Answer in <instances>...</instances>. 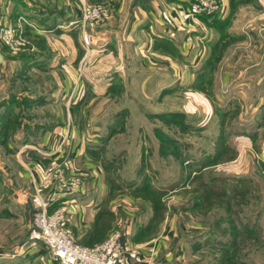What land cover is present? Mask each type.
Returning a JSON list of instances; mask_svg holds the SVG:
<instances>
[{
	"label": "rangeland",
	"instance_id": "rangeland-1",
	"mask_svg": "<svg viewBox=\"0 0 264 264\" xmlns=\"http://www.w3.org/2000/svg\"><path fill=\"white\" fill-rule=\"evenodd\" d=\"M51 1L0 0V54L5 57L4 64L0 65V212L4 206L24 203L19 215L13 211L7 215L0 213V241L10 243L14 237L23 239L28 234L33 237L32 223L28 230L26 217L29 216L27 200L33 205L34 183L31 193L24 192L27 197L20 194L15 200L13 195L17 193L14 190L17 185H22L17 176L20 169L27 171L31 180L36 178L27 161L16 159L22 155L18 152L23 149L20 144L23 142L30 146L27 151H36L49 164H56L57 168L72 164L75 172L83 177L87 172H79L76 167L84 168L82 160L87 158L93 162L101 189L97 181L93 187L90 182L82 181V188L87 190L86 185L93 189L96 199L97 193H102V201L86 229L74 231L69 227L78 244L91 247L112 233H119L121 240V224L128 227L132 223L130 229L133 234L140 232V239H156L164 231L168 236L175 233L173 236L183 242L184 264H264V165L256 157L264 146V111L258 116L259 113L253 115L254 111L249 108L253 100L250 93L259 89L255 83L260 75L259 58L263 52L256 45L264 36L259 34L261 40L252 34L237 36L231 30L233 22L229 15L223 25L216 23L218 27L208 23L217 18L222 0H215L218 9L198 13L192 11L195 0H190L191 17L198 19L197 23L192 21V26L206 40L204 46L195 47L198 53L189 71L195 77L190 87L186 86L188 89L176 91L171 85L160 94L156 82L169 83V79L164 76L156 80L154 76L152 84L146 87L152 92L148 94L150 100L137 102L136 107L133 104L131 110L135 109L130 114L122 109L128 105L125 94L124 99L116 100L112 88L107 89L108 96L100 95L94 102L79 101L73 96L71 102L79 103L75 108L80 114L76 122L67 114L61 123L50 124L54 121L50 110L42 99L34 97L38 88L35 79L44 80L49 75L48 69L36 63L46 60L54 47L62 53L75 54L77 50L76 36L49 31L35 18V9L42 10L41 3L53 4L50 5L53 13L62 12L63 0ZM137 1L141 0L132 2ZM227 1L236 13L250 5L245 0L240 4L236 0ZM71 5L75 4L71 2ZM78 5L80 13L76 12L72 21L59 27L68 32L79 30L81 43L87 49L86 52L82 49L84 54L77 50V57H82L81 68H77L81 77L76 80L78 83L74 82L72 90H80L81 79L87 78L98 92H104L106 76L118 58L109 48L104 50L107 41L103 40H109L113 34L123 45L129 46L132 41L113 29L111 0H85ZM96 13L100 16L94 18ZM101 28H112L115 32L103 37ZM84 31L88 34V43L83 40ZM138 69L147 76L148 71ZM44 82L41 87L45 89L47 81ZM129 88L131 93L137 90L134 85ZM239 90L242 95L238 94ZM68 97L52 101L49 108L61 112ZM35 122L56 123L51 149L44 150L50 155L34 149ZM77 125L82 126L83 132ZM15 128L14 133L20 128L24 133L13 136L15 145L11 142V152L7 137ZM97 128L101 130L98 139L94 136ZM78 152L83 153V159ZM49 166L43 171L47 173ZM197 195L201 197L198 203L195 202ZM107 209L112 214L106 213ZM35 241L44 259L49 258L43 264H57L42 240ZM121 245L123 248L122 242Z\"/></svg>",
	"mask_w": 264,
	"mask_h": 264
},
{
	"label": "crops",
	"instance_id": "crops-1",
	"mask_svg": "<svg viewBox=\"0 0 264 264\" xmlns=\"http://www.w3.org/2000/svg\"><path fill=\"white\" fill-rule=\"evenodd\" d=\"M65 1H67V4H65ZM84 1L85 0H63L61 3L63 5L62 12L59 11L58 13L50 11V5L53 4L50 3L49 5L48 3H41L40 6L42 10H39L40 8L35 9L37 12L35 18L48 30L51 29L61 34H73L76 36V49H83L86 52L87 49L85 50L83 43H81L79 38V36L81 37L79 30H70L68 32L62 30L63 28H59L61 24L72 21L74 16H76V12L80 13L78 4ZM91 1L94 2L97 0H86V2ZM132 1L133 0H111L113 16L112 27L114 30H117L116 33L125 35L126 39L131 40L132 43L129 46L123 45L122 40L113 34V36H110L109 40H103L107 41L105 42L106 48L104 50L106 51V49L109 48V52L117 54L118 58L116 63H113L112 59L110 60L112 61L110 64L113 63V66L111 72L106 76L105 80L108 81H106L104 92H98L97 87L95 89L91 84V80H88L87 78L85 80L80 78L82 80L81 89L73 92L72 88L74 82L81 77V75L79 76L80 73L77 71V68H81L82 61L80 60L82 57H77V50L75 54H72L69 51L62 53L57 51L54 47L52 48L53 52L46 56V60L37 61L36 64L38 66L45 65L48 69L49 75L44 79L47 81L45 89L41 87L45 85L44 80L42 78L40 80L37 78L35 79V85H38V88H35L34 97L35 100L42 99V103L46 104V107L50 110L54 120L50 121V124H53L55 121L61 123L66 118L67 114L72 116L74 120L80 117V114L76 112L75 109L78 107L79 103L71 102V97L73 96L77 97L75 99H79V101L87 100L94 102L105 95L107 89L109 90L112 88V94L113 96L116 95V97H114L116 100L124 99L125 94L128 105H125L122 109H125L127 114H130V111L135 109L137 102L150 100L148 94L151 95L152 92L151 90L148 91V88L146 89V87L147 85L152 84V78L154 76L156 77V80L157 78H162L164 76L167 78V81L169 79V83L156 82V86L159 87V93L165 87L171 85L176 91L187 88L186 86L190 87L189 84L195 77L194 72L191 71V73H189L194 67L193 57L198 53L197 51L200 46H204V41L206 40L203 35L197 34L195 26H192V21L197 23L198 19L197 17H194L195 19L192 18L193 16L190 13V0H141L140 2L137 1L136 4H133ZM245 1L250 4L249 7L241 8V10L236 13L232 10L231 3L228 4L227 0H222L223 6L220 9L221 11L217 13V18L223 20L226 18V15H229L233 22L231 23V30L234 31V34L237 36L247 37L250 36V34L257 36L258 38L259 34L264 36V0ZM51 2L56 3L55 0H52ZM71 2L75 5H71ZM35 4L37 3L35 2ZM237 20L239 21V24L236 23ZM180 29H182V33H180ZM114 30H112V28H101L100 34L105 37L106 35L108 36L110 33L115 32ZM258 31H261L262 33H259ZM231 33L233 34V32ZM186 44L188 45L185 46ZM102 45L104 47V44ZM195 47L198 49L196 50ZM256 47L263 52H261L262 55L259 58L260 75L255 83L256 88L259 87V89L250 93L253 96V100L249 103V108L254 111L253 115L259 113V116L261 112L264 111V39H262ZM187 49L189 50L188 52H186ZM83 50L82 54H84ZM2 56L3 60H1L0 65L4 64L3 61L5 57L3 54ZM136 59L138 62H134ZM96 60H100L98 56H96ZM132 62H134V65ZM255 64H257V62ZM101 67H103V65ZM138 67L143 68L144 71H148L147 74H145L147 76H143L141 69L137 70ZM96 81L99 82V79ZM132 85L137 87V90L133 93H131L132 88H129ZM241 90L237 91L239 95H242ZM72 93L75 95H72ZM159 93L158 95L161 94ZM68 95L70 96L68 97ZM34 97L30 98L33 100ZM65 97L66 99L68 97V100L64 103L61 112H55L49 108L51 107L52 101H57L58 98ZM156 99L158 100L159 97ZM133 104H135V107L131 110ZM208 110L210 112L211 108L209 107ZM44 115L47 114L44 113ZM50 124L48 122H35V147L41 149V152L51 149V144H53L55 138L52 134L57 127L55 126L56 123L54 125ZM77 127L80 132H83L81 128L82 126L77 125ZM84 127L85 126H83V128ZM84 129H86V127ZM97 129V132L94 133L96 139L99 138L101 133L100 128ZM23 133L24 130L20 128L19 131L13 133L14 135L12 134L8 137L10 139H8L9 141L7 140V147L11 152H13L11 142L15 145V141L12 140L13 136L18 137L19 134ZM22 143L23 142L20 144L23 149L18 152V154L22 153V155L19 158H17V155L16 159L18 162L19 159L24 162L27 161V164L31 166L32 173L36 178H32L31 180V175L24 169H20L17 176L20 179L19 184L22 185H20V187L17 185L18 187L14 189L17 192L16 194H13L16 195V197L14 196L15 200L20 198V194L27 197L28 194L25 193L24 195V192H30V189H33L32 183L38 186L41 185L44 179L43 170L46 166L48 167L50 163L48 162V159L41 157L36 151H27L30 149L29 144L23 143L22 145ZM83 148L85 150L88 148L87 143ZM78 156H80L81 159L84 158L82 152H78ZM82 161L84 168H81L80 166L76 168L79 172L80 170L87 173L89 172V174H85L83 181L90 182L92 187L97 181L96 184L100 190V179L97 171L92 167L93 162L89 158ZM85 187L87 190H83L84 188H82L79 192L59 197L56 201L57 205L66 204L68 206L71 213L69 215L70 221L68 226L72 230L74 229V231L79 230L80 228L86 229L93 220L94 215H96L100 209L99 204L102 201L101 198L103 194L97 193L99 198L96 199V195L93 194L94 192L92 191L93 189H89L86 185ZM14 199L12 202L15 201ZM86 199L88 200L86 201ZM22 202L23 201L17 202L18 204H13L10 207L4 206L2 209L3 211L0 213L7 215L13 211V213L19 215L24 206V203ZM71 206L72 208H70ZM26 220L28 225L27 229L29 230L31 226L30 217H26ZM119 223L121 222L118 220V224ZM131 224L132 223H129V228L126 225L121 224L123 234L121 237V242L123 244V260L126 264H184L183 242L177 238V236H173L176 235L175 233L168 236L164 231V235H160V237H157L156 239H140V232L133 234L130 229ZM20 238L21 237H14L10 241L11 244L6 240L0 241V264H43L45 259H49L46 257L44 259V255H42L38 243L35 241L37 238L34 239L31 235L29 236V234L23 239ZM9 245L11 247H9Z\"/></svg>",
	"mask_w": 264,
	"mask_h": 264
},
{
	"label": "built area",
	"instance_id": "built-area-1",
	"mask_svg": "<svg viewBox=\"0 0 264 264\" xmlns=\"http://www.w3.org/2000/svg\"><path fill=\"white\" fill-rule=\"evenodd\" d=\"M218 7L215 0H195L192 11L198 13L216 10ZM99 16V13L93 15L94 18ZM8 36L12 38V34L9 33ZM83 40L85 43L89 41L85 31ZM256 157L264 163V146ZM49 165V171L44 172L41 185L34 184L32 236L42 240L57 264H126L119 233H112L103 242L91 247L82 246L75 241L68 226L70 210L64 208L66 204L57 205L56 201L59 197L79 192L83 186V175L76 173L72 164H66L63 168H57L53 163ZM51 168L54 172L50 171Z\"/></svg>",
	"mask_w": 264,
	"mask_h": 264
},
{
	"label": "trees",
	"instance_id": "trees-1",
	"mask_svg": "<svg viewBox=\"0 0 264 264\" xmlns=\"http://www.w3.org/2000/svg\"><path fill=\"white\" fill-rule=\"evenodd\" d=\"M243 1H244V0H236L235 2H239V4H240V3L243 2ZM226 20H227V18H226ZM213 22H214L215 24H214ZM223 22H225V19L221 20V19H217V18H216V19H212V21H211V22H208V23H211V25L218 27L219 25L217 24V25H218V26H217L216 23H219V24H222V25H223ZM212 23H213V24H212ZM224 24H226V23H224ZM216 45H217V43L215 44V46H216ZM29 57H30V56H29ZM202 73H203V72H202ZM202 73H201V74H202ZM199 76H200V74L198 75V77H199ZM198 77H197V78H198ZM5 119H6V118H5ZM6 120H7V119H6ZM16 129H17V128H15V129L13 130V133H14V131H15ZM1 135H2V133L0 134V137H1ZM9 135H10V134H9ZM9 135H8V136H9ZM7 138H8V137H7ZM7 138H6V137H3L2 140H3L5 143H7V142H6V141H7ZM261 164L264 165L263 162H261ZM145 178H146V177H145ZM219 179L222 180V179H225V178H219ZM226 182H227V181H226ZM207 184H208V183H207ZM238 195H240V194H238ZM196 197H197V199H196L195 202L198 203L199 200L201 201V197H200L199 195H197ZM229 197H230V199L232 198L231 196H229ZM107 210H108V209H107ZM101 213H102V211H101ZM106 213L110 214L111 211L108 210V211H106ZM111 214H112V213H111ZM144 227H145V226H144Z\"/></svg>",
	"mask_w": 264,
	"mask_h": 264
},
{
	"label": "water",
	"instance_id": "water-1",
	"mask_svg": "<svg viewBox=\"0 0 264 264\" xmlns=\"http://www.w3.org/2000/svg\"><path fill=\"white\" fill-rule=\"evenodd\" d=\"M1 60H2V56H1V54H0V62H1ZM27 205H28V208H29V217H30V221H31V223H32V216H33L34 208H33V205H32V203H31V200H30V199L27 200Z\"/></svg>",
	"mask_w": 264,
	"mask_h": 264
}]
</instances>
